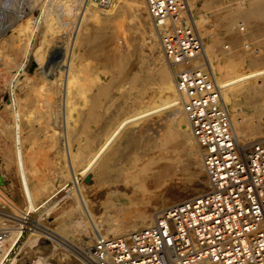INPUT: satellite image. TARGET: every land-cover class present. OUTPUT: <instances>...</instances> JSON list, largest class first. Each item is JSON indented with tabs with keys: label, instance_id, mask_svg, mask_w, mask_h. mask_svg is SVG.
I'll return each mask as SVG.
<instances>
[{
	"label": "rangeland",
	"instance_id": "1",
	"mask_svg": "<svg viewBox=\"0 0 264 264\" xmlns=\"http://www.w3.org/2000/svg\"><path fill=\"white\" fill-rule=\"evenodd\" d=\"M118 1L116 5L118 7H114L110 11V14L114 13L113 17L109 19L111 21L109 22L108 20V24L97 32L89 28V34H86L88 36L85 35L86 43L80 47L81 49L79 47L76 48L79 56L77 65L82 64L84 66L86 65L85 68L87 67L85 69L87 71L83 70L86 74H83L84 78H86L83 86H87V91L83 96H78V99L83 101L87 97L88 101L83 103L84 106H80L82 107L81 110H85L86 113L82 111L84 116L79 122H82L81 124L86 120L94 122V132L99 129L100 125H105L104 120H106L108 114L111 112H114L117 116L115 117L114 113H111L112 115L109 114L108 119L110 115L112 116L110 128L114 127L127 114L143 108L142 106H153L154 103L150 100V97L154 95L152 97L154 98L156 94L157 96L158 94L161 96L164 93L166 75H171V78L174 80L172 76L174 75V70L162 53L161 42L154 34V25L148 11L146 10V14L148 15L150 24L149 31L154 34L152 38L155 44L154 49L146 43L148 33H145L143 27H141L142 20L140 15H138L139 12L137 11L136 3L133 1L130 2L129 0ZM261 1L190 0L191 6H193V13H195L197 18H205V21L202 23L203 28L201 24L199 30L204 39L205 47L213 52V60L222 80L226 81L229 78L228 72L224 69V64L228 60H233L236 64H239L243 72L264 68V7L260 5ZM143 2L146 6L144 0ZM34 8L24 17H18L23 18L18 23L20 26H23L22 28L28 26V22L32 21V17L36 15L37 9ZM72 20L70 15L66 13L62 14L53 22V28L46 33L45 38H43L44 40L40 38L37 40L36 47L40 45L41 49L39 47V50L37 47L39 52L36 56L43 61L41 63L42 70L49 68L52 70L51 72L56 74L63 67V60L65 59L63 53L66 50V46L68 49L67 43L69 39L71 41L76 29V23L68 27L64 23L71 22ZM62 23L65 29L61 27ZM89 23L94 22L89 21L87 24L85 23L84 28L88 29L90 26L88 25ZM93 32H96L97 35ZM19 40L16 30L8 32L0 38V173L5 176L4 186L0 188V210L12 213L18 212V210L23 211L26 208V200L17 168L14 164L13 151H11V146H13L11 129L13 119L7 105L10 99V87L8 84L17 73L16 65H19L24 58L22 52L23 42ZM42 41L43 44H41ZM87 41L89 42L87 43ZM34 67H37L36 64H31L28 70H34ZM183 68L184 66H181L179 69ZM148 77H150V84L142 88L139 84L142 81H146ZM100 78H102V81H100ZM37 80L35 79V82ZM32 85L33 83L30 82L24 86L25 88L17 89V94L24 99L27 94V89H29L28 87ZM40 88H37L36 91L33 90L34 93H32L33 91L31 92V97L29 99L27 98L28 100L24 99L25 101L23 102L27 105L26 111L28 112V118L24 117V120L26 122L33 120V125L36 129L45 127L46 122H50V118L46 113V103L51 99L50 95L52 94L49 93V95L47 93L46 87H44L45 89L41 88V90ZM96 91L98 92L95 93ZM157 96L153 99L155 102L160 101L158 100L159 96ZM52 97H54V94ZM94 98H97L96 101ZM254 98L258 103H264V91ZM92 101L93 105L91 104ZM120 105L124 107L122 110L118 108ZM89 108L90 110L88 111ZM102 108L106 111L102 110ZM229 110L234 114H239L237 116L242 120L241 129L247 134L248 139H250L247 143H251V141L253 142L257 138L264 136V110H259L258 113L249 118H246L242 114L241 107L229 106ZM168 111L149 116L137 125L127 126L108 148L97 164L98 166L82 178L81 185L83 186V192L93 209L96 220L104 230H109L108 228L121 222H128L131 219L135 220L141 213L153 209L155 205L157 206L162 199H166L167 201L181 200L167 205L170 206L207 191V176L204 172L200 149L196 141H194V155L192 157L195 164H191L192 167H190L189 163H192L190 161L192 158H189V160L186 158L188 156H183L178 161L170 159V152L160 150L155 142V137L149 134V131H145L146 128L149 129V126L154 121ZM74 116L76 117L77 113ZM97 116L103 121H99L100 119ZM251 119L253 120L251 121ZM98 122L99 124H96ZM252 123L261 132L252 134ZM52 130L53 126L50 122L46 134L38 131L40 135L37 138L36 145L33 149L30 146L27 149L28 175L30 177L31 188L33 189L43 182L48 184L47 187L59 188L68 179L65 175L67 170L64 164V156L60 145H58L60 138ZM94 132L91 131V134L93 135ZM51 134L56 135L51 136ZM104 134L106 135L107 131ZM104 134L97 136L98 139H103ZM89 135L87 134L82 139L88 140ZM133 139L136 140L134 141ZM128 140L131 141L129 144L126 142ZM80 142L81 140L71 144L70 149L73 153L77 151L76 147L77 149L80 147ZM124 142H126L125 145ZM144 143L146 144L143 145ZM176 143H178V139H172L170 144L174 147ZM170 144L169 147H171ZM78 164H76V168L78 170L82 169V164ZM43 199V196H36L37 202H41ZM74 201L72 197L66 195L54 209L43 215L40 222L47 227H51L53 230L58 229L59 226L60 228L58 230H62L61 227H67V230L64 232L57 230L56 232L63 235V237L67 235V239L84 249L92 245L94 239L90 242L81 236L79 237L75 228L72 226L73 220L78 215L80 216V214H77L80 211L76 209L77 204ZM33 218L36 221V215ZM2 219L1 221H4V223L0 221V224L4 225H0V230L7 226H15V223H11L3 217ZM28 225L27 229H32L34 220H31ZM122 236L125 235L111 234L110 232L107 238ZM93 237L95 236L93 235ZM5 246L9 248V242L5 243ZM28 246L19 250V264H81L65 249L62 247L59 248L48 237L39 234L32 236ZM58 256L62 258L68 257H66L67 259H62L58 258Z\"/></svg>",
	"mask_w": 264,
	"mask_h": 264
},
{
	"label": "built area",
	"instance_id": "2",
	"mask_svg": "<svg viewBox=\"0 0 264 264\" xmlns=\"http://www.w3.org/2000/svg\"><path fill=\"white\" fill-rule=\"evenodd\" d=\"M46 1L0 0V38L34 7L36 28ZM144 1L174 70L178 101L199 146L208 189L165 207L149 226L131 234L99 235L84 249L72 243L81 249L77 255L64 249L81 264H264V137L248 144L239 140L222 86L205 63V42L187 0ZM117 3L81 0L78 16ZM0 211L13 223L15 213ZM6 233L0 230V241Z\"/></svg>",
	"mask_w": 264,
	"mask_h": 264
},
{
	"label": "bare ground",
	"instance_id": "3",
	"mask_svg": "<svg viewBox=\"0 0 264 264\" xmlns=\"http://www.w3.org/2000/svg\"><path fill=\"white\" fill-rule=\"evenodd\" d=\"M129 1L130 2L133 1L134 3H136L135 5L137 8V11L139 12L138 15H140L141 20H142L141 27H143V30L145 31V33H148L146 43H148L150 47L154 49L155 44L153 43V39H152L154 34L156 35L159 41L160 39L155 29H154V34L149 31L150 24H149L148 15L146 14L147 9H145L146 6L144 5L143 0H129ZM34 2L41 3V0L34 1ZM187 2L189 5V9H188L189 13L190 12L192 13V16L194 18V21L197 27L201 28L200 26L205 21V18L198 19L195 13H193V6H191L190 0H187ZM116 5L114 6L115 8L118 7ZM260 5L264 7V0L260 2ZM80 6H81V0H47L45 4H42L43 8L41 12V20H40L41 23L36 28H34L32 21H29L28 26L26 27L24 26V28H22L23 26H20V24H18L13 29V31L15 30L17 31L18 38L20 39L19 41L23 42L22 52H23L24 58L22 57L23 58L22 62L20 64L18 63L19 65H16L17 73L12 77L10 83L8 84L10 87V94H9L10 99L8 100L7 105L10 109V113L13 119L12 128H11L13 146H11L12 147L11 151H13V155L15 159L14 164L17 168L19 180L22 185L23 194L26 200V208L23 210L24 211L23 213L20 212L19 210L18 212H14L16 214H14V217L12 216V222L15 223V226H9V227L7 226L4 228L5 230L7 229L8 233L2 236L3 239L0 241V264L4 263V261L6 260V258L8 257V255L10 254V252L12 251V249L14 248V246L16 245V243L18 242V240L20 239L22 235H24L26 238L24 239L20 247L17 249V251L15 252V254L13 255V257L11 258L8 264H19L18 263V259L20 258L19 250H22L25 246H28L30 244V240L32 236H37L38 234L44 237H48L49 239H52L55 242V244L58 245L59 248L60 247H62L63 249L66 248L67 250H69L71 253L75 255H77L78 252L81 253V249L78 248L77 246H74L72 242L69 239H67V235L66 237H63V235H60L56 232V230L64 232L67 230V227L65 228L61 227L63 231L58 230L60 226L58 229L53 230L51 227H47L44 224H41L40 222L43 215L47 214L52 209H54L66 195H69L75 200L74 202L77 204V207L75 206L76 204L74 206L76 207V209H79L80 211V213L79 212L77 213V214H80V216L78 215L76 219L74 218L75 220H73V222L71 221L73 224L72 226L75 228V231L78 233L79 237L81 236L83 239H85L86 241L88 240L90 242L96 236H99V235L107 238L110 232L111 234L113 233V234H119V235L121 234L128 235V234H131L139 230L140 228H143V227L145 228V226L147 227L153 222V220L157 217V215L161 212V210L164 209L168 204L181 201V200L167 201L166 199H162V201L157 206L155 205L153 209H150L146 212L141 213L135 220L131 219V221H128V222L127 221L121 222L119 224L111 226L110 228H108L109 230H106V229L104 230V228H102L99 222L96 220L95 218L96 216H94L95 214H93V209L83 192V186L81 185V180L92 169L98 166L97 164L99 163L101 158L104 156L108 148L113 144L116 138L124 131V129L127 126L137 125L142 120H144L145 118L149 116H152L158 113L162 114L164 111L169 110L168 112H165V114L161 116L159 119L154 121L149 126V129L146 128L145 131H149V134L155 137V142L157 143V146L160 148V150L169 151L170 152L169 158L172 160H176V161L180 160L181 157L183 158V156H188L186 157L187 159L193 157L194 155L193 148H194L195 140L193 139V136L190 130L188 116L184 108L179 104V101H178V93H177V88H176V80H175L174 72H173L174 75H172L174 77V80L173 78H171V75H166L165 77L166 86L163 91L164 93H162L161 96H159L158 94L159 96L158 100H160L159 102H155V100H153L157 96V94L154 98H152L154 95L151 96L150 100L154 103L153 106H150V107L142 106L143 108H141L140 110H136L135 112L127 114L125 117L121 118L118 121V123L114 125V127L110 128L111 117H112L111 113H114V112L109 113L111 114L109 119H108L109 114L107 118L105 117L107 120V121L104 120L105 125L103 124H102L103 126L100 125L99 129H97V131L95 132L93 128L94 122L91 121L92 122L91 123L88 120H86L83 124H81L82 122L81 123L79 122V120L84 116L83 112L85 111V110L84 111L81 110L82 107L80 106H82L83 103L88 101L87 97L83 101L78 99V96H83L87 91V86L86 85L83 86L84 85L83 82L86 80V78H84L83 76V74H85L83 70L87 69V67L85 68L86 65L84 66L82 64H79V66L77 65L78 63L77 59L79 56L76 52V48L78 47L80 48L86 43L85 37L88 36L86 34H89L88 33L89 28L90 30H94L96 32L98 30L100 31V29L103 26L108 24L107 21L111 19L114 15V13L110 14V11L114 8L113 7L112 9L107 10V11H102L99 9H92L88 11L87 13L85 14L81 13L78 16V14L80 13L79 12ZM65 13L70 15L73 20L71 22L68 21V23L63 22L64 25L68 27L71 24L75 25L76 23V29L72 35L71 41L70 39L69 41L67 39L68 49L66 46V50L63 53L65 57V59L63 60L64 65L61 68V70L57 71L58 73L55 74L54 72H51L52 70H50L49 68H45L42 70L41 63L43 61L41 60V58L36 56V54H38L39 52L38 49L40 45L37 46L38 47L37 49L36 42L39 38L40 39L45 38L46 33L51 28H53V22L56 20V18H59L62 14H65ZM89 21L90 22L93 21L94 23H89L88 25L90 26L88 27V29L84 28L85 23L87 24V22ZM110 21L111 20H109V22ZM63 23H62V26L60 25L61 27L64 26ZM202 28H203V24H202ZM63 29L65 28L63 27ZM96 32H93V33H96ZM95 35H97V33ZM92 38L94 39V37ZM88 42L89 41H87V43ZM41 44H43V41L41 42ZM212 53L213 52H211L205 47L204 60L207 66L212 70V72L216 76L219 84L222 86V95H223L224 101L226 105L228 106V108L229 106L241 107L243 111L242 114L246 118L254 116L256 113L259 112V110H264V103L263 102L258 103L257 100L254 98L257 95L263 93L264 91V68L255 69L250 72H243L241 68L239 67V64H236L233 60H228L224 64V69L226 72H228L229 78L225 81V80H222V77L219 75L217 71V66H215V63H214L215 61L213 60ZM31 64H34V65L36 64L37 67L36 68L34 67L35 68L34 70L29 71L28 68L31 66ZM35 79H38L37 80L38 82L37 81L35 82ZM100 81H102V78H100ZM30 82L33 83V85L31 87H28L29 89H27V94L25 95V98H24L25 100H28L29 97H31L30 95H32L31 92L33 90L36 91V89L39 87L43 89H45L44 87H46L47 88L46 91H48L47 92L48 94L49 93L52 95L54 94V97H52V95L49 94L51 99L46 103V107H47L46 113L50 118L51 125L53 126V130H52L53 133H56L60 138V143L58 142L59 143L58 145H60V148L64 156V164L66 165V170H67V173L65 175L68 178L67 181L63 185H61L59 188L58 187L57 188L47 187L48 184L44 182L40 183V185L36 187L35 189L31 188L30 177L28 175L29 168L27 167V149H28V146H30L31 149H33V147L36 145L37 138L40 135L38 134V131H40L42 134H46L47 130L49 129L50 122H46L45 127L36 129V127L33 125V120L32 121L28 120V122L24 120V117H27L28 115V112L26 111L27 105L23 103L25 101L23 97L17 94V89H20L24 87L25 85H28ZM149 84H150V77H148L146 81H142L139 85H141V87L143 88ZM34 91L32 93H34ZM97 92L98 91H96L95 93ZM90 99L92 100V98ZM96 99L94 98L95 101ZM91 104L93 105V101L91 102ZM118 108L122 110L124 107L123 105H120ZM89 110L90 108L88 109V111ZM102 110L104 109L102 108ZM76 113H77V116H76L77 118L74 116ZM231 114L233 117V123H234L235 130H236L239 140L243 143L245 142L244 144H248L247 141H249L250 139H248L249 137L247 136V134L244 133L243 130L241 129L242 120L238 117L239 114H234L232 112ZM114 115L115 117L117 116V114L115 113ZM98 119H100L99 121H103L99 117ZM252 120L253 119H251V121ZM96 124H99V122ZM91 131L94 132L93 135L91 134ZM106 131H107V134L105 135L104 133ZM259 132H261L260 129L252 123L251 133L256 134ZM56 134H51V136L56 135ZM87 134L88 135L90 134L88 136V140L82 139ZM102 134H104L105 136L103 139L99 140L97 136H100ZM128 136H129V133H128ZM130 137H133V136H130ZM263 137L264 136H262V138ZM260 138H257V140H259ZM172 139H178V143H176L174 147H172L170 144ZM79 140H81L80 147L78 149L76 147L77 151L73 153L70 149V146L73 142L79 141ZM133 140L135 141L136 139H133ZM257 140H254V141H257ZM55 141L57 142L56 138H55ZM126 142H128L127 144H129V142L131 141L128 140ZM126 142H124V145ZM145 144L146 143H144L143 145ZM169 144L171 147H169ZM184 160L187 161L186 159ZM190 161H192V163H189L190 167H192L191 164L194 163L193 158ZM78 163H81L83 166V168L80 170L76 168V164ZM4 183H5V176L2 173H0V188L4 186ZM36 196H43L44 199L41 202H37ZM75 207H74V210L76 211ZM1 214L2 212L0 211V218L2 219ZM34 215H36L37 217L36 221H35V218H33ZM31 220H34V225L32 229L30 228L28 230L27 226H29L28 224L29 222H31ZM1 222L4 223V221H1ZM0 225H4V224H0ZM4 229L2 228L1 230H4ZM93 235L95 237H93ZM7 242H9L10 244L9 248H6L5 246V243ZM62 257L58 256V258H62ZM66 257L64 258L67 259Z\"/></svg>",
	"mask_w": 264,
	"mask_h": 264
},
{
	"label": "water",
	"instance_id": "4",
	"mask_svg": "<svg viewBox=\"0 0 264 264\" xmlns=\"http://www.w3.org/2000/svg\"><path fill=\"white\" fill-rule=\"evenodd\" d=\"M26 237L24 235H22L20 237V239L18 240V242L16 243V245L14 246V248L12 249V251L10 252V254L8 255V257L6 258V260L4 261L3 264H8L9 261L11 260V258L13 257V255L15 254V252L17 251V249L20 247V245L22 244V242L24 241Z\"/></svg>",
	"mask_w": 264,
	"mask_h": 264
}]
</instances>
